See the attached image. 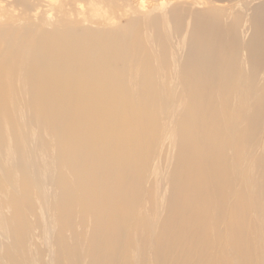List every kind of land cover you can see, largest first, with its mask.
<instances>
[{
	"label": "bare ground",
	"instance_id": "1",
	"mask_svg": "<svg viewBox=\"0 0 264 264\" xmlns=\"http://www.w3.org/2000/svg\"><path fill=\"white\" fill-rule=\"evenodd\" d=\"M40 1L0 0V264H264V0Z\"/></svg>",
	"mask_w": 264,
	"mask_h": 264
},
{
	"label": "rangeland",
	"instance_id": "2",
	"mask_svg": "<svg viewBox=\"0 0 264 264\" xmlns=\"http://www.w3.org/2000/svg\"><path fill=\"white\" fill-rule=\"evenodd\" d=\"M45 2H46V0H41L40 1V3H38V7L40 8V10L41 11H43L44 10V6H45ZM124 21H122V23L123 24H125L126 22H127V19H123ZM14 43L17 45V46H19V48L20 47H23L24 45L20 42H18L17 41V39H15V41H14ZM17 93V92H16ZM17 95H20L19 93H17ZM21 96V95H20ZM20 98V97H19ZM29 116H31V117H33V114L32 113H30L29 114ZM28 120L30 121V119L28 118ZM38 132H40V134H42V128L40 127V129H38ZM36 143L38 144L39 143V140H37L36 141ZM38 157V156H37ZM16 163V162H15ZM50 171H52V169L50 170ZM11 176V175H10ZM7 177V178H6ZM6 177H4L3 178V180H2V182H5V184H3V186H2V188L3 189H5V191L1 188L0 189V208L2 209V202H4V200L6 199V197H7V194L11 191V189L9 188L10 186H9V184H10V182L12 181V183H13V179L12 178H9L8 176H6ZM6 178V179H5ZM7 181V182H6ZM8 183V184H7ZM8 185V186H7ZM6 192V193H5ZM4 194H6L5 196H4ZM3 200V201H2ZM2 205V206H1ZM4 207V206H3ZM5 213V215L6 214H10V213H8V211L7 210H5L4 211ZM1 217V216H0ZM2 223H3V220H0V241L1 242H3V243H8V240H7V238H8V234L5 232V230L4 229H2ZM157 224V223H156ZM156 224L154 225V227H152V230L154 231V228H155V226H156ZM151 234V233H150ZM150 234H147L146 235V238L147 239H149V238H151V235ZM3 238H2V237ZM5 239V240H4ZM40 241H42V244L44 243V241H43V238H41L40 239ZM39 244H41V243H39ZM214 253L215 252V250H212L211 251V253ZM213 253H212V255H213ZM44 261L46 260V258L44 257V259H43ZM31 264H33V263H31ZM35 264H39L38 262H36ZM48 264V263H47Z\"/></svg>",
	"mask_w": 264,
	"mask_h": 264
}]
</instances>
